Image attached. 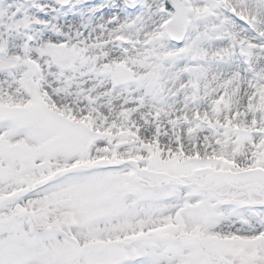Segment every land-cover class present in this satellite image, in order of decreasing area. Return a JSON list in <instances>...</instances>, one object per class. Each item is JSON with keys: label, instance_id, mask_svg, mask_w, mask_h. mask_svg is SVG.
I'll return each instance as SVG.
<instances>
[{"label": "snow or ice", "instance_id": "1", "mask_svg": "<svg viewBox=\"0 0 264 264\" xmlns=\"http://www.w3.org/2000/svg\"><path fill=\"white\" fill-rule=\"evenodd\" d=\"M0 264H264V0H0Z\"/></svg>", "mask_w": 264, "mask_h": 264}]
</instances>
